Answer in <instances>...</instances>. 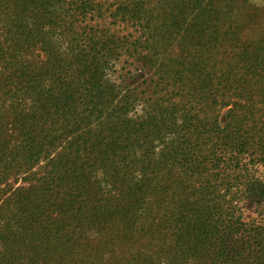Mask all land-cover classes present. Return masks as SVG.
Returning <instances> with one entry per match:
<instances>
[{"label": "trees", "instance_id": "1", "mask_svg": "<svg viewBox=\"0 0 264 264\" xmlns=\"http://www.w3.org/2000/svg\"><path fill=\"white\" fill-rule=\"evenodd\" d=\"M0 264H264V0H0Z\"/></svg>", "mask_w": 264, "mask_h": 264}, {"label": "rangeland", "instance_id": "2", "mask_svg": "<svg viewBox=\"0 0 264 264\" xmlns=\"http://www.w3.org/2000/svg\"><path fill=\"white\" fill-rule=\"evenodd\" d=\"M251 1L254 2V3H258V4H260V3L263 2V0H251ZM221 123H222V124L225 123V115L222 116V118H221Z\"/></svg>", "mask_w": 264, "mask_h": 264}]
</instances>
